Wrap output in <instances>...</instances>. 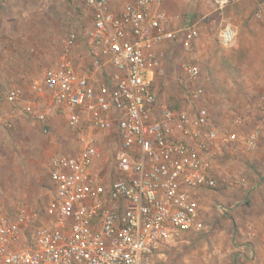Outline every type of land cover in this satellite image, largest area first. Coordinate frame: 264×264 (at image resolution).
<instances>
[{"label": "built area", "instance_id": "built-area-1", "mask_svg": "<svg viewBox=\"0 0 264 264\" xmlns=\"http://www.w3.org/2000/svg\"><path fill=\"white\" fill-rule=\"evenodd\" d=\"M72 1L91 11L84 39L92 64L113 71L95 82L80 70L70 33L57 64L33 84L36 96L49 95L66 113L80 148L48 159L52 195L39 223L24 207L10 210L0 189V264H166L164 250L206 228L198 194L216 184L220 146L254 149L258 131H220L205 106L172 108L157 99L158 46L182 31L188 48L196 34L193 24L170 28L171 18L152 9L161 0ZM213 1L222 8L230 0ZM219 35L231 46L236 33L226 24ZM183 72L190 103L202 94L194 85L199 69L184 65ZM20 96L14 87L6 97ZM24 109L32 111L31 104ZM36 116L44 118L41 111ZM92 129L113 130L112 175L99 171L103 158Z\"/></svg>", "mask_w": 264, "mask_h": 264}, {"label": "rangeland", "instance_id": "rangeland-1", "mask_svg": "<svg viewBox=\"0 0 264 264\" xmlns=\"http://www.w3.org/2000/svg\"><path fill=\"white\" fill-rule=\"evenodd\" d=\"M166 15L176 22L174 28L193 24L196 34L188 48L182 31L178 39L159 45L157 99L169 106H205L220 131L257 130L258 139L251 150L220 146L213 161L216 184L198 194L206 228L164 250L161 261L235 264L238 238L232 219L238 217L244 230L252 226L255 232L244 237L242 264H264V0H230L222 8L213 0H175V11ZM91 23V11L72 0H0V189L12 211L24 207L31 215L42 212L52 195L48 159L80 148L66 113L43 101L49 95L38 97L32 89L43 70L57 64L66 37L75 34L72 57L92 80L104 81L113 71L109 64L94 67L91 62L84 39ZM226 24L236 33L231 46L220 42ZM191 64L199 69L194 85L202 94L190 104L183 67ZM14 87L21 98L9 101L7 92ZM23 99L33 101L32 111L24 109ZM40 111L43 119L36 116ZM92 131L103 158L99 171L112 175L113 130Z\"/></svg>", "mask_w": 264, "mask_h": 264}, {"label": "crops", "instance_id": "crops-1", "mask_svg": "<svg viewBox=\"0 0 264 264\" xmlns=\"http://www.w3.org/2000/svg\"><path fill=\"white\" fill-rule=\"evenodd\" d=\"M173 2H169V0H161L160 1V3L158 4V5H154V6H152V9H154V10H160V11H163L164 13L166 12V14L167 13H172V12H174L175 11V0H172ZM171 15V14H170ZM172 21H174V20H172ZM172 21H170L167 25L170 27V28H174V26H175V23L176 22H172ZM161 45V44H160ZM160 47L158 46V49H159ZM44 100H48L49 102H50V100L48 99V98H44L43 99V101ZM41 101V100H40ZM25 102L26 103H30L31 104V107L33 106V101H27V100H25V99H23V107H24V104H25ZM234 217V216H233ZM234 219V220H233ZM232 219V222H233V226L235 227V229H234V231H235V236L238 238V241H237V244L235 245V249H236V256H238V260L237 261H235V264H242V262L241 261H243L242 259V251H243V249H244V244H243V241H244V237L245 238H247V237H252L254 234H255V232L252 230V226H248L247 228H245V230L243 229L244 227H243V224H242V222H241V220H239V218L238 217H234ZM223 221H228V218L227 217H225V218H223ZM225 224L227 223V222H224ZM245 231V234H243L244 236H242V234L241 233H243V232H241V231ZM189 236H191V235H196V232L195 233H191V234H188ZM187 236V235H186ZM248 241V240H247ZM246 240H245V242H247ZM261 241H262V239H260L259 241H258V244H261Z\"/></svg>", "mask_w": 264, "mask_h": 264}, {"label": "trees", "instance_id": "trees-1", "mask_svg": "<svg viewBox=\"0 0 264 264\" xmlns=\"http://www.w3.org/2000/svg\"><path fill=\"white\" fill-rule=\"evenodd\" d=\"M170 107H172V108L176 107L175 103H174V105L170 104ZM214 176H215V180H217V175L215 173H214ZM44 209H45V206H44L42 212H39V211L37 212V217H35V219H34L36 224L39 223V221L42 220Z\"/></svg>", "mask_w": 264, "mask_h": 264}]
</instances>
